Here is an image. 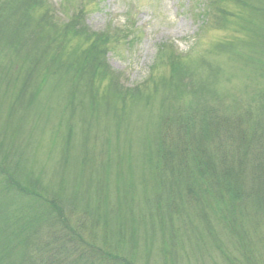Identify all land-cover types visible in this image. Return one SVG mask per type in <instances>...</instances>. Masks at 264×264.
<instances>
[{"label":"trees","instance_id":"1","mask_svg":"<svg viewBox=\"0 0 264 264\" xmlns=\"http://www.w3.org/2000/svg\"><path fill=\"white\" fill-rule=\"evenodd\" d=\"M229 1L233 8L214 3L212 10L236 26L237 32L225 42V53L232 57L237 52L247 66H253V79L261 85L253 89L256 100L230 107L225 104L224 117L207 107L200 109L197 96L184 102L188 95L183 96L169 82L175 98L173 111L156 132L149 131L150 144L143 140L148 153L143 158L142 194L123 195L118 182L114 189L116 218L86 210L77 219L60 190L49 195L39 182L9 179L12 166L0 163V264H143L144 260L150 264L151 256L170 264L189 258L185 245H212L226 264H264V0H225ZM6 10L19 21L16 32L18 28L23 34L20 45L24 46L27 33L34 31L31 7L22 2L7 8L1 2L0 16ZM212 10L209 13L217 15ZM82 17L68 19L63 34L59 28L51 40L44 39L45 45L41 47L36 39L29 49L31 55L20 65L26 78L20 86L31 85L19 94L26 108L36 104L53 82L54 93L64 99L59 105L62 108L65 101V110H74L73 99L81 97L76 103L84 109V98H100L97 78L108 81V95L118 102L136 97L130 89L122 91L114 75L108 73L104 54L113 44L111 36L81 27L80 23L85 25ZM3 33L2 38L9 36ZM69 36L78 39V46L67 54L57 52L71 42H66ZM251 45L259 47L252 48L250 56L238 51ZM51 48L55 50L50 52ZM210 71L213 73L200 85L206 93H217L223 82L226 91L233 85L234 75L220 68ZM219 99L216 108L221 109L224 102ZM108 197L101 192L96 210ZM193 221L198 227H193ZM201 226L204 235L194 243L188 234L199 232ZM156 245L160 250L155 254Z\"/></svg>","mask_w":264,"mask_h":264},{"label":"rangeland","instance_id":"2","mask_svg":"<svg viewBox=\"0 0 264 264\" xmlns=\"http://www.w3.org/2000/svg\"><path fill=\"white\" fill-rule=\"evenodd\" d=\"M1 2L7 8L28 2L32 11L30 25L34 31L27 33L28 40L21 46L23 34L18 32V28L16 32L19 21L8 15L10 10L3 11L0 16V163L5 162V167L7 164L12 166L11 178L7 176L9 179L39 182L40 187L50 191L49 195L60 193V190L77 219L86 210L92 215L100 211L102 216L110 214V217L116 218L117 192L114 189L118 182L121 194L131 193L136 197L142 194L143 158L148 153L143 140L150 144L149 131L156 132L160 122L173 111L171 106L175 98L171 95L169 82H173L183 96L188 95L184 102H191L197 96L200 109L207 107L210 112L224 117L225 104L230 107L253 103L256 100L253 89L261 86L253 79V66H247L237 57V52L232 57L225 53V42L237 32L234 29L236 26L212 8L214 3L220 8H233L234 3L230 1ZM209 10L217 15L210 14ZM81 15L85 24L80 23L81 27L93 34L111 36L110 42L113 44L104 54L108 73L114 75L122 91L130 89L136 97L133 100L128 98L124 103L118 102L108 95V81L97 78L100 98H84V109L80 103H76L82 100L81 97L73 99L74 110H65V101L61 108L59 104L64 99L58 97L59 92L54 93L53 82L45 87V95L36 101L37 105L34 103L26 108V101L19 94L22 95L31 85L20 86L26 80L20 72V65L31 55L29 49L34 47L36 39L38 45H45L44 39L51 40L50 36L59 28L63 34L64 24L70 22L68 19ZM3 31L11 37L10 42L6 41L9 36L2 38ZM67 41L71 42L66 43V48L61 46L57 52L67 54L78 46L77 38L69 36ZM251 46L248 49L242 46L238 51L242 50L246 56H250L253 54L252 48L259 47ZM54 50L51 48L50 52ZM212 68H220L234 75L229 90H225V82L217 86V93H206L200 87L207 74L213 73L210 71ZM194 82H198V85L195 86ZM180 85L183 86L179 88ZM217 98L224 102L221 109L216 108ZM132 183L134 186L129 187ZM101 192L109 194V197L102 208L96 210ZM123 216L128 219L125 214ZM195 226L198 227V224L194 223ZM202 229L200 233L188 234L194 243L196 237L204 235ZM215 229L222 232L219 225ZM261 239L264 243V230H261ZM185 246L189 258L170 264H226L212 245L204 248ZM159 250L160 246L156 245L155 254ZM149 259L150 264H163L157 256ZM146 262L149 263L148 260Z\"/></svg>","mask_w":264,"mask_h":264}]
</instances>
